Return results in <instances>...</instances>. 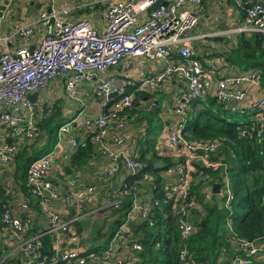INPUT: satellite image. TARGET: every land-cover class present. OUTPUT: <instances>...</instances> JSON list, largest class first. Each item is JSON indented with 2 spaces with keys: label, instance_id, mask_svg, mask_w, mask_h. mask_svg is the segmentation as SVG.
<instances>
[{
  "label": "built area",
  "instance_id": "1",
  "mask_svg": "<svg viewBox=\"0 0 264 264\" xmlns=\"http://www.w3.org/2000/svg\"><path fill=\"white\" fill-rule=\"evenodd\" d=\"M233 1L244 12V23L234 29V32L258 35L264 45V0ZM200 4L201 0H95L83 7H51L40 10L35 18L14 29L11 36L1 38L0 42L4 47L13 37L21 38L25 46L15 52L6 48L0 52V129L6 131L5 136L0 137V164H11L19 149V143H30L38 135L37 120L42 112L40 105L45 103L34 104L27 95L46 89L52 80L61 76L64 78L66 94L73 101L78 99L79 88L94 79V93L97 97L107 99L116 92L117 98L95 117L83 116L81 113L75 116L72 122L82 124L86 133L82 142L71 136L72 123L60 127L58 140L61 135H68L72 149L87 140L95 143L109 160L105 171L108 177L118 174L121 165L133 173L141 169L142 164L139 161L118 149L124 142L121 134L125 127L123 114L133 108V95L122 86L115 88L113 78L104 77L107 71L120 64L124 71H129L134 59L156 63L168 62L173 56L177 57L179 61L168 65L156 81H145L143 85L154 87L161 79L179 75L185 81V98L188 101L205 100L210 96L207 82V77H210L213 82L212 96L227 111L249 116L248 121L238 128L239 136L262 142L264 92L261 87V73L253 69L241 71L229 64L224 75L218 76L216 63H202L187 45L191 40V31L199 22ZM95 5V10L100 12L103 21L102 29L96 28L87 18H71L72 14ZM3 17L4 13L1 19ZM34 37L36 42L32 46L27 45ZM256 93L258 96L253 97ZM245 98L246 106L242 107L241 103ZM175 113L180 117L184 116L185 112L180 103ZM111 126L113 132L109 136ZM182 131L183 127L178 126L166 133L167 147H180L184 152V157L167 171L177 179L175 185L168 189L167 197L174 200L178 228L182 239L187 240L194 231L191 211L197 207L196 197L189 194L192 165L197 162L213 169L224 165L220 161L212 162L209 158L217 152L218 141L188 140ZM10 137L13 138L12 142L7 141ZM16 139L19 142H15ZM53 161L52 152L35 159L28 167L24 184L30 195L38 200L42 213L46 215L48 232L59 237L62 233L69 232V223L72 220L62 221L60 215L52 209L53 201L59 200L62 209H80L88 201V196L92 199L94 188L88 187L83 193L71 191L80 174L63 172L64 180L68 184V190L63 192L64 187L60 190V185H56L50 176ZM135 190L134 187L130 189ZM126 194V189L121 190L119 187L112 192V199L105 200L100 208H119L121 196ZM220 195L224 199V206L229 207L233 194L227 176L222 177ZM261 200L264 205V196ZM20 207L29 209L25 202ZM131 212H139L141 219L147 220L150 210L147 205H140L134 199ZM1 221L16 242L19 260L14 264H125L124 261L112 263L111 259L126 228L128 217L105 252L82 255L78 250L64 249L51 260L40 251L43 234L26 237V227L20 219L12 217L9 209L2 214ZM78 241L79 238L71 232L68 244H77ZM132 246L134 251L141 250L137 243ZM239 247L244 253L231 257V264H252L255 258L264 264L263 245L257 241H242ZM55 249L60 250L58 242L55 243ZM178 257L180 264H193L185 246L179 251Z\"/></svg>",
  "mask_w": 264,
  "mask_h": 264
},
{
  "label": "trees",
  "instance_id": "2",
  "mask_svg": "<svg viewBox=\"0 0 264 264\" xmlns=\"http://www.w3.org/2000/svg\"><path fill=\"white\" fill-rule=\"evenodd\" d=\"M7 4L4 0L2 2L0 0V11L4 10ZM241 15L244 17L243 11ZM224 55L227 63L241 71L251 69L259 71L261 87L264 90V45L258 35L240 34L234 47ZM188 106L189 109L186 112L184 110L185 114L181 117L182 134L188 140L218 141L217 152L209 158L212 162L220 161L224 165L214 169L204 167L197 162L192 165L194 172L191 174L189 194L195 196L197 201V207L191 211L194 231L187 240L182 239L174 200L168 199L167 191L162 188L165 182L161 174L168 171L175 163L169 157H160L156 153L152 154L150 159L145 158L144 152L136 159L142 164L141 169L133 175L128 174L120 186L121 190L126 189L127 194L121 196L119 208L101 211L110 216L107 231L104 234L99 232L106 230L105 222L100 226V230L95 232L96 237L99 238L97 245L85 251L82 250V255L99 253L107 247L110 238L130 213L134 195L139 194L137 189L130 191L131 187L139 189L140 182L146 175L150 177V181H147L151 182L150 189L153 193L148 219L141 221L138 225H131V235L124 234L130 238L131 245L137 243L141 246L132 264H180L178 253L184 246L193 264H230L229 259L231 260L234 255L230 249L234 244L238 247L235 255H243L244 252H238L242 241H257L264 246V205L261 200L264 196V140L259 142L240 137L238 131L240 126L225 114L231 112L227 111L214 97L208 96L205 100L192 99ZM39 116L38 135L34 141L25 143L24 147L19 146L13 166L15 180L28 200L29 207L42 213L38 200L32 197L25 187L26 172L35 159L47 155L54 149L58 142L57 134L60 127L69 121L63 117L61 107L57 103L42 107ZM153 116L154 114L148 115L149 122H153L155 118ZM41 132L45 135V142L39 147L35 143ZM7 141L12 142L13 139L10 137ZM150 147L151 145L148 144L149 149ZM97 151V145L89 140L80 143L69 159L60 165L59 171L72 174L86 170ZM58 176L61 177L60 174ZM223 176L228 177L233 194L229 207L224 206L223 198L211 193L214 183L217 180L222 181ZM95 195L98 197V193ZM111 199L112 191L106 197V200ZM154 200L158 201V206H154ZM164 200L167 202L165 203ZM9 204H11L10 196L0 190V234L5 228L1 217L8 210ZM58 204L60 206L59 201H53L54 211H58L55 209ZM75 212L73 208L66 209V215L62 216V220L65 222L72 220L69 223L70 230L62 233L58 240L55 234L44 232L36 223H31L29 218L24 217L20 220L26 227V237L43 234L40 251L43 256L51 260L58 252L64 250L63 247L69 250H80L78 246L68 244L71 232L78 238L83 235L81 223L75 217ZM55 242L60 245L59 251L55 249ZM5 250L0 241V264L18 263V255L17 258L3 260L2 252ZM58 264L67 263L59 262Z\"/></svg>",
  "mask_w": 264,
  "mask_h": 264
},
{
  "label": "crops",
  "instance_id": "3",
  "mask_svg": "<svg viewBox=\"0 0 264 264\" xmlns=\"http://www.w3.org/2000/svg\"><path fill=\"white\" fill-rule=\"evenodd\" d=\"M54 4L55 5L47 7L46 9H51V7L60 8V5L57 4V0L54 1ZM22 6L19 5L14 7L10 4V2H8V4L5 5L6 10L4 9V12H2L3 10L0 11V20L4 21V23L0 24V38L9 37V32L13 28L16 29L20 26V24H24L26 21L35 18L38 12L42 10L39 6L33 7L32 4H30L29 6L32 7L30 8L31 13H28L27 9H23ZM36 8L39 9L36 10ZM199 11L200 19L198 25L191 31V40L187 43V45L193 50L196 57L199 58L202 63L206 64L207 62H215L217 65V75L223 76L226 66L229 65V63L226 61L224 53L228 52L234 47L240 34H245L234 32V29L242 26L244 23V17L241 15L240 9L236 6V3L233 0H201ZM1 12L4 13V17L2 19ZM89 12L90 9H87L80 11L79 13L82 15ZM75 14L76 13L71 15L72 19H77L80 16H74ZM97 14L100 16L99 11ZM79 18L82 19L87 17ZM87 19L91 20L94 25H96V18L92 16L91 19ZM96 26L98 29L103 28V24ZM35 42L36 37L30 39V42L27 45L32 46ZM22 46H25L23 40L18 37H13L8 41L5 47L0 42V52L5 48L15 52ZM178 61L179 60L175 56H173L168 62L160 61L156 63L143 61L141 59H134L131 62V69L129 71H124L120 64L117 68L110 69L104 74V77L113 78L115 88L122 86L127 92L132 93L134 98H137V101L134 102V108L125 111L123 114L125 127L121 131V134L124 137V142L118 149L124 154L134 159H138L139 156L145 152L144 157L150 159L152 154L156 153V155L160 157H169L174 163L180 161L182 157H184V152L180 147H176L175 149L168 148L165 138L166 133L170 129L174 130L178 128V126L183 127L181 117L175 113V109L177 108L178 103L182 105V108L185 110V112L189 109V101L185 98V81L181 76L173 75L168 79H161L157 81L154 87L143 85L145 81H156V79L161 76L162 72L168 65L177 63ZM207 82L210 86V96L214 97L212 96L213 82L211 81L210 77H207ZM50 83L53 91L49 92V89L47 91L44 89L36 92L37 97L33 103L37 104V102H45L44 96L47 98L46 104L48 106L51 105L50 101L57 103L61 107L63 117L69 121L64 125H69L72 123L70 125V134L79 142L83 141V137L86 133L82 124L72 122L75 116L78 113H81L83 116L95 117L103 109H106L109 106L111 103L110 101H113L117 98L116 94L113 95V93L116 92H113L110 98L107 99H101L97 97L94 93L96 86V79H94L90 81L88 85L84 84V86L81 87L79 90L80 96L78 97L77 101H73L76 102L75 104L71 103L67 99L60 103V99L67 95L64 88V78ZM141 94H144V96H141ZM255 96H258L257 93L256 95H253V97ZM169 98L172 99V103L169 102ZM246 102L247 101L245 98V100L241 103V106H246ZM139 109L142 110V113L139 112ZM156 110L158 111L155 112ZM154 113H156V121L153 120V122H149L148 115ZM3 131V129H0V137L5 136V131ZM112 132L113 126L110 128L109 136L112 134ZM15 142H19V140L16 139ZM44 142L45 135L41 132L35 145L40 147L44 144ZM24 144V142H20L19 146L21 145L24 147ZM148 144L151 145L150 148L153 149L152 152L149 151L150 149L148 148ZM51 152L54 155V161L50 173L51 179L56 185H60V190H62L64 187L63 192H65L68 190L66 187L68 184L64 180L63 171H59V168L60 165L67 161L70 155L74 152V149H72L69 144V136L66 134L61 135L56 146ZM97 153L89 163L88 168L86 170L80 171L81 173L78 172L80 174V178L74 183L71 190L76 193H83L88 187L94 188L92 199L90 196H88V201L83 207L80 209L73 208L76 210L75 217L81 223V227L83 229L82 237L79 238L77 244H74V246H78L80 248V250H78L80 253L82 250L85 251L86 249H90L91 247L97 245L99 238L96 237L95 232L96 230H100V226L102 224L106 222V230H100V234H104L107 231V226L109 227L108 224L110 222V216H108L107 213L101 212L102 210L109 209V207L100 208L105 202L106 197L109 196V192H114L117 190L124 183L128 174L133 175L136 173H133L131 170L126 169L125 166L121 165L118 174L114 175L113 177H108L105 171L109 165V160L104 156L103 153L99 151V148ZM58 174H60L61 177H59ZM161 176L165 182L162 187L163 190L168 191L171 186L175 185L177 180L175 175L166 171L162 173ZM149 178L150 177L147 175L145 176V179L140 182L141 187L139 189L134 187L139 192V194L137 193L134 195V199H136L140 205H147L150 210L152 203L151 197L153 193L152 189H150L151 182L148 184V181H150ZM220 183L222 185V181H220ZM0 190L5 191L6 195L10 196L11 204H9L7 207L10 210L12 217L18 219L27 217L30 219L31 223H36L40 229H43L44 232L50 233L48 232L49 223L46 215L32 210L31 207H29L28 210H24L20 207V204L23 202L28 204V200L21 192L20 186L15 180L13 162L8 165L0 164ZM95 193H98V197L95 195ZM220 194L221 188L220 193L217 196L221 197ZM153 204L154 206H158V201L154 200ZM55 209L58 211L54 212L58 213L62 219V216L66 215L65 211L68 208L62 209L60 203V206L58 204ZM127 217L128 222L126 224V228L122 232L121 239L116 246V250L111 259L112 263L115 261H124L125 264H129V262L132 264V261L136 260L135 256L138 251H134L132 246L134 243L131 245L130 238L126 237L124 234L128 232V235H131L130 226L138 225L141 221L145 220L141 219L139 212L137 213L130 211ZM2 230L3 231L0 234V241L3 245V249H6L4 252H2V255L4 256L3 260H10L14 257L17 258L18 254L16 252V242L11 236V232L5 228ZM117 231L110 238L107 247L95 254H101L108 249L110 241ZM55 237L57 240L58 235L55 234ZM237 248L238 247L234 244L230 249L231 253L235 255ZM62 249L65 248L63 247ZM238 252L243 253L242 250H239ZM252 264L261 263L258 258H255Z\"/></svg>",
  "mask_w": 264,
  "mask_h": 264
},
{
  "label": "rangeland",
  "instance_id": "4",
  "mask_svg": "<svg viewBox=\"0 0 264 264\" xmlns=\"http://www.w3.org/2000/svg\"><path fill=\"white\" fill-rule=\"evenodd\" d=\"M4 1H5V4L8 3V2H10V4L12 6H14V7L15 6H19V5H21V6L23 5L22 8L23 9H27L28 13H31L30 12V8H32V7L29 6L30 4H32L33 7L39 6L41 9H46L47 7H50L52 5H55L54 4V1L55 0H51V1L50 0H4ZM94 1L95 0H57V4L60 5L59 7L64 6V5H66V6H72V5L77 6V5H79V6H82L83 7V6H88L89 3H92ZM1 2H2V0H1ZM96 6L97 5L88 7L90 9V12L89 13H86V14H82L81 15L79 12H76V14L74 16L80 15L79 17H87V18H90V19L93 16L94 18H96V21H95L96 22V25H102L103 24V21H102L101 17L98 16V14L96 12L97 10H95V7ZM38 9L36 8V10H38ZM88 16H90V17H88ZM75 18H77V17H75ZM1 23H4V21L3 20L2 21L0 20V24ZM22 24H20V25H22ZM13 31H14V28L9 32V35L8 36H11L13 34ZM0 40H2V39L0 38ZM59 79H63V78L61 76H58L57 78H55L51 82L58 81ZM82 86H84V85H82ZM81 87L79 88V90L81 89ZM48 89H49V92H52L53 91L52 86H51V83L48 85V87L45 90L47 91ZM79 96H80V93L78 94V97ZM44 99H45V102L43 101V103H45V105H46V99L47 98L44 96ZM65 99L69 100L71 103H74V104L76 103V102H73V100L70 99L67 95H65L62 99H60L59 102L62 103L63 100H65ZM133 100H134V102H136L137 101V98L136 97L135 98L133 97ZM169 102L172 103V99L171 98H169ZM50 104L52 105V104H54V102L50 101ZM45 105L44 104H43V106L40 105L41 109H42V107H45ZM134 105H135V103H134ZM134 105H133V108H134ZM139 112L142 113V110L139 109ZM225 114L232 121H236L238 123V126H241L242 124H245L248 121V118H249V117L242 116L240 114H232V113H225ZM155 115H156V113H154V117H155ZM154 120H155V118H154ZM5 134H6V131H5ZM152 150L153 149L150 148L149 151L152 152ZM148 184H150V183L148 182Z\"/></svg>",
  "mask_w": 264,
  "mask_h": 264
},
{
  "label": "water",
  "instance_id": "5",
  "mask_svg": "<svg viewBox=\"0 0 264 264\" xmlns=\"http://www.w3.org/2000/svg\"><path fill=\"white\" fill-rule=\"evenodd\" d=\"M166 4V3H165ZM116 93H113L115 95ZM37 93L29 94L27 95V98L31 101L34 102L36 100ZM220 188H221V183L220 181H216L215 184L212 187V194L219 195L220 193Z\"/></svg>",
  "mask_w": 264,
  "mask_h": 264
}]
</instances>
